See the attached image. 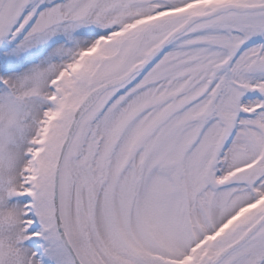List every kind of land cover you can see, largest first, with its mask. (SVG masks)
I'll return each mask as SVG.
<instances>
[{
	"label": "snow or ice",
	"instance_id": "6c2138e0",
	"mask_svg": "<svg viewBox=\"0 0 264 264\" xmlns=\"http://www.w3.org/2000/svg\"><path fill=\"white\" fill-rule=\"evenodd\" d=\"M0 264H264V0H0Z\"/></svg>",
	"mask_w": 264,
	"mask_h": 264
}]
</instances>
